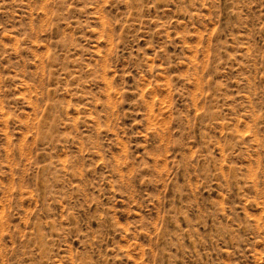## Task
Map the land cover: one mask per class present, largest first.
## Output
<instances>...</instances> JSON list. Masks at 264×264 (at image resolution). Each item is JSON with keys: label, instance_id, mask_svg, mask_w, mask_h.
<instances>
[{"label": "rangeland", "instance_id": "374dc122", "mask_svg": "<svg viewBox=\"0 0 264 264\" xmlns=\"http://www.w3.org/2000/svg\"><path fill=\"white\" fill-rule=\"evenodd\" d=\"M0 264H264V0H0Z\"/></svg>", "mask_w": 264, "mask_h": 264}]
</instances>
